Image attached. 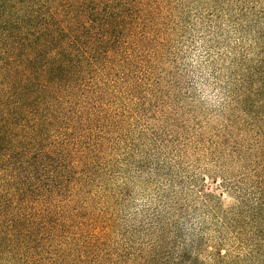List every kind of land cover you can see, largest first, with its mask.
<instances>
[{
	"label": "trees",
	"instance_id": "1",
	"mask_svg": "<svg viewBox=\"0 0 264 264\" xmlns=\"http://www.w3.org/2000/svg\"><path fill=\"white\" fill-rule=\"evenodd\" d=\"M180 8L203 30L216 80L215 61L233 56L227 103L238 88L264 160V0H0V261L207 264L197 245L176 256L153 243L114 248L101 184L115 134L178 32L168 18ZM256 183L254 199L234 210L236 245L210 253L213 264H264V175Z\"/></svg>",
	"mask_w": 264,
	"mask_h": 264
},
{
	"label": "rangeland",
	"instance_id": "2",
	"mask_svg": "<svg viewBox=\"0 0 264 264\" xmlns=\"http://www.w3.org/2000/svg\"><path fill=\"white\" fill-rule=\"evenodd\" d=\"M168 23L178 32H172L148 82L150 91L139 95V107L115 134L104 161L101 184L110 196L111 241L131 252L153 243L173 256L197 245L199 258L213 264L210 253L229 255L236 245L241 226L232 221L234 210L254 199L264 160L257 128L238 108V88L235 103H227L233 56L215 61L216 80L205 65L209 43L200 25L193 26L183 8L174 9ZM242 241L251 243L248 236ZM9 261L0 264H17Z\"/></svg>",
	"mask_w": 264,
	"mask_h": 264
}]
</instances>
